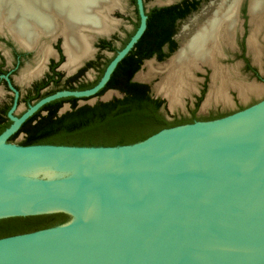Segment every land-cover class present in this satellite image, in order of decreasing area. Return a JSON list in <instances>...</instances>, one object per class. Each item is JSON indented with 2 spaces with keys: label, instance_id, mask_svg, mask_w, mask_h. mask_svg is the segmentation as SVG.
<instances>
[{
  "label": "water",
  "instance_id": "obj_1",
  "mask_svg": "<svg viewBox=\"0 0 264 264\" xmlns=\"http://www.w3.org/2000/svg\"><path fill=\"white\" fill-rule=\"evenodd\" d=\"M14 1L0 0L10 19ZM139 5V29L100 82L49 98L106 85L146 29ZM263 109L264 100L120 146L12 143L16 119L0 135V219L71 218L0 238V264H264V117L253 118Z\"/></svg>",
  "mask_w": 264,
  "mask_h": 264
},
{
  "label": "flooded vegetation",
  "instance_id": "obj_2",
  "mask_svg": "<svg viewBox=\"0 0 264 264\" xmlns=\"http://www.w3.org/2000/svg\"><path fill=\"white\" fill-rule=\"evenodd\" d=\"M182 1L183 0L169 1L147 7L146 0H143V9L147 15L146 28L148 25L149 13L152 10L155 8L170 6ZM203 1L204 0H201L200 5ZM250 1L251 0H248L247 7L243 6L241 8L240 15L238 10L239 26L241 22V17L239 16L249 15L248 19L244 18L242 21L244 22V31L242 36H238L237 29L233 46L225 47V56H223V58H219L218 63L221 64V61L226 57L227 49L231 48L234 50L235 58L242 60L243 71L250 72L254 77L257 78V80H264V65L262 70L258 69V67L251 63L247 54L249 45L245 25H249L251 23V14L249 13ZM130 3L134 7L135 12V19L132 20L133 28L126 33L125 37L122 38L116 33L121 19L120 17L118 18L115 16L117 11H121L123 9L121 0L120 3L115 5L112 9H107L104 11L106 16H108V19L114 21V26L108 32L79 29L78 26H75L73 29H69L67 31L64 30V25L62 24L61 28L63 29L56 27L55 31L49 32L48 35L43 34L38 38L37 43H33V45L28 46L24 45L18 39V37H16V30H13L11 33L12 30H10L8 26L4 25L0 27V135L10 128L15 123L16 119L24 118L18 129L14 131L8 138L9 142L22 145L23 142L28 138L34 137L38 131L42 129L44 124L52 122L54 118L61 117L67 112L72 111L74 108H79L84 105H95L100 101L107 102L116 98H123L127 95V90L122 85H110L111 87L103 89L107 85V82L105 86L91 95H78L73 93L49 98L60 92L85 91L93 88L100 82L110 62L115 58L118 52L127 45L126 44L124 47H122L123 43L126 40L129 42L141 25L142 16L139 0H130ZM190 6H193V4ZM199 7L191 11V13L187 15L186 18L182 19L179 17L175 20V31L171 36V40L177 42L176 36L180 22L187 19L191 14L196 12ZM5 27L9 29L10 33L7 32V28ZM67 34H70L74 38H80L83 35L89 34L90 45L93 48V54L87 58H82L78 65L75 67L72 66L73 68L71 67L72 69L66 66L68 55L64 47V42ZM32 38H34V35L31 36V39ZM104 40L111 42L113 46L118 49V51L111 50L108 47H103L102 43ZM118 41L121 43L120 46H117L116 44ZM171 44L172 43L170 42L165 43L161 47L160 52H157L150 58L144 59L141 68L144 63L146 64L147 61L153 60L152 58H154L155 63H164L163 61L168 59L175 51H177V49H179L177 47L174 52H170L172 47ZM104 51L110 52L112 56H105V54H103ZM161 53H168L169 55L165 59L159 60L158 56H160ZM110 58H112V60L106 66V69L101 76L102 68ZM197 70L207 71L203 85H201L200 88H195L194 84V73ZM91 71L96 72L94 78L89 77V72ZM138 71L134 73L133 77L131 78L132 81L147 84L149 86L145 89L146 94L156 100L158 111L165 117L166 120L175 121L190 119L193 122L214 120L226 117L244 108V105L236 100L235 110L229 109V105H231V98H229L230 94L227 92V90L230 88L229 87L226 89L228 100H218L216 98V100L211 101V103L216 104L214 107L209 108L205 112H201L202 104L208 92L210 79L212 81L214 70L211 66L199 63V66L192 70L191 77L193 86L187 89L186 93L182 94L180 101L177 104H180L182 100L185 97L190 96L191 93L194 95L193 101L189 102V100H187L183 110L180 113L168 114L166 111V106L169 99L168 96L162 91L159 95H155L151 84L136 78ZM213 82L215 87H219V80ZM214 85L212 88H214ZM212 88L210 92L212 91ZM209 95L210 93L208 96ZM212 97V99L215 98L214 95ZM208 105L209 104H206V106Z\"/></svg>",
  "mask_w": 264,
  "mask_h": 264
},
{
  "label": "bare ground",
  "instance_id": "obj_3",
  "mask_svg": "<svg viewBox=\"0 0 264 264\" xmlns=\"http://www.w3.org/2000/svg\"><path fill=\"white\" fill-rule=\"evenodd\" d=\"M240 2L241 0H222L204 20L201 17L196 18L193 22L194 30L168 61L159 65L154 64L152 60L147 61L148 71H139L136 77L144 80L154 75H162L158 90L168 96L172 107L180 101L182 94L193 86L192 70L198 67L199 63L211 66L214 70V81H220L219 87L214 85L212 88L207 98L208 103L213 95L214 99L228 100L226 89L234 85L240 88L241 93L263 92L264 88L259 84L234 81L232 75H235L236 68L218 63V59L224 55L225 47L234 44L235 34L239 27ZM118 3L120 0H15L12 7L18 18L10 19L7 12L0 10V27L8 26L12 30L11 33L16 30V37L28 46L37 43L38 38L43 34L48 35L49 32L55 31L56 27L63 29L62 24L64 30L67 31L78 26L79 29L108 32L114 26V21L109 20L104 11L112 9ZM2 8L3 4L0 3V9ZM249 13L253 26L249 45L252 50L257 51L256 56L258 57L261 52L259 44L257 45L256 35L264 26V0H251ZM33 35L34 38L31 39ZM89 36L87 34L74 38L67 34L65 37L64 47L68 55L66 63L68 68L75 67L82 58L93 54ZM263 117L264 109L256 113L253 118L257 121Z\"/></svg>",
  "mask_w": 264,
  "mask_h": 264
},
{
  "label": "trees",
  "instance_id": "obj_4",
  "mask_svg": "<svg viewBox=\"0 0 264 264\" xmlns=\"http://www.w3.org/2000/svg\"><path fill=\"white\" fill-rule=\"evenodd\" d=\"M201 0H183L170 6L155 8L149 13L148 25L130 52L118 63L107 85L123 86L127 95L95 105L74 108L61 117L44 124L34 137L28 138L22 145L55 144L74 146H120L134 144L147 139L165 128L189 120L169 121L158 111L156 100L146 94L147 84L132 81L144 61L160 52L165 43H172L170 52L178 44L171 40L175 31V20L184 19L197 9ZM193 4V6H190ZM128 40L123 43L124 47ZM103 47L118 51L109 41H103ZM169 54L161 53L159 60ZM112 58L102 68L101 76ZM42 133V134H41ZM71 216L67 213L16 216L0 219V238L29 233L63 224Z\"/></svg>",
  "mask_w": 264,
  "mask_h": 264
},
{
  "label": "rangeland",
  "instance_id": "obj_5",
  "mask_svg": "<svg viewBox=\"0 0 264 264\" xmlns=\"http://www.w3.org/2000/svg\"><path fill=\"white\" fill-rule=\"evenodd\" d=\"M121 1L123 4V9L121 11H117L115 16L118 18L120 17V19H121L116 33L122 38V37H125L126 33L129 32L133 28L132 27V20L135 19V12H134V7L130 3V0H121ZM169 1H177V0H146V4H147V7H150L152 5L162 4V3L169 2ZM221 1L222 0H204L196 12L191 14L187 19L180 22L179 27H178V33L176 36V40L178 42V48H180L181 43L189 36L191 31L194 30V23H193L194 20L198 17H201L202 20H204L208 15H210L216 9V7L218 6V4ZM241 1L242 2H241L240 7H239V15H240L241 8L243 6L247 7V5H248V0H241ZM239 17H241V22H240V26L238 28L237 33H238V36L241 37L243 34V31H244V29H243L244 28L243 27L244 22H242V21L244 18L248 19L249 15H246V16L241 15ZM245 26H246V30H247L248 45H249V37L251 35V29L253 28V26L251 23L249 25H245ZM256 40H257V45L259 44L258 47L260 48V52H261L260 54L261 55L259 54L257 57L256 56L257 51H254V49L252 50V48H250V45L248 47L247 54H248V57H249L251 63L254 66L258 67V69L262 70L263 65H264V26H262L260 31L257 33ZM116 44H117V46L121 45L120 41H118ZM228 47H230V46H228ZM103 54H105V56H108V57L112 56V54L110 52H106V51H104ZM234 55H235L234 50L229 48V49H227L225 59H223L221 61V64L224 66H227L230 68H232V67L236 68V73H235V75L233 74L234 76L232 75V79H234V81H236V82L238 81L239 83L259 84V85L263 86V88H264V80H257V78L254 77L250 72L243 71L242 70V66H243L242 60L235 58ZM223 56H225V54ZM168 59H166L163 62L168 61ZM152 61H154V60H152ZM144 64H143L142 68L140 69L141 72H147L148 71V67H146V64L145 65ZM154 64L159 65L160 63H154ZM89 73H90V75H89L90 78H94V76L96 75L95 71H91ZM206 75H207L206 70L196 71L194 73L195 88H200V86L203 85V82L205 80ZM160 77L162 78V75H158V76L154 75L152 77H148L147 79H144V80L139 79V80L145 81V82H148L149 84H151L154 94L159 95L160 91L158 90V83L161 80ZM213 81H214L213 78H212V81L210 79L206 98L208 97V94L210 93V90H211L212 86L214 85ZM218 84H220V83L218 82ZM227 92L230 94L229 98H231V100H230L231 105H229L230 110H235V108H236L235 101L236 100H238L239 102H241L244 105L243 109L249 108V107L256 105V104H258L264 100V91L260 92L258 94H257V92L253 93L252 91L251 92L247 91L245 93H241L240 88L238 86L234 85V86H230V88H229V90H227ZM193 97H194V95H192V93H191L190 96L185 97L182 100V102L180 103L181 105L177 104L176 106H173V107L171 106V104L168 100L167 106H166L167 113L168 114L180 113L183 110L186 101L189 100V102H192ZM206 98L202 104L201 112H205L209 108L214 107L216 105L215 103H211L212 100H216V99H211V101L208 103ZM206 103L209 105L205 107L204 104H206Z\"/></svg>",
  "mask_w": 264,
  "mask_h": 264
}]
</instances>
